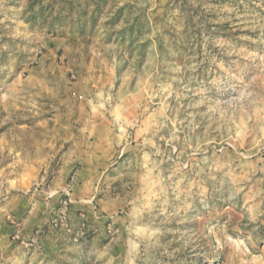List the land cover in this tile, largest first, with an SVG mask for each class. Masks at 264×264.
<instances>
[{"label":"rangeland","instance_id":"1","mask_svg":"<svg viewBox=\"0 0 264 264\" xmlns=\"http://www.w3.org/2000/svg\"><path fill=\"white\" fill-rule=\"evenodd\" d=\"M0 264H264V0H0Z\"/></svg>","mask_w":264,"mask_h":264}]
</instances>
